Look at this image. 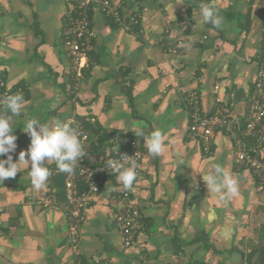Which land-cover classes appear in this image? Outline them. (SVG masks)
Instances as JSON below:
<instances>
[{
	"label": "crops",
	"instance_id": "obj_1",
	"mask_svg": "<svg viewBox=\"0 0 264 264\" xmlns=\"http://www.w3.org/2000/svg\"><path fill=\"white\" fill-rule=\"evenodd\" d=\"M111 1L125 15L140 14L141 34L131 35L98 8L91 10L93 38L76 82L62 48L63 1L0 0V79L22 90L26 101L20 115L0 113L17 137L9 154L13 162L30 145L25 132L30 119L94 118L88 127L110 140L93 151L99 137L87 130V165L104 161L112 148L126 153L130 141L142 150L131 189L117 176L97 182L99 192L87 200L75 244L66 203L52 196L56 208L39 204L53 175L36 190L30 169L20 162L16 177L0 183V264H245L251 250L264 246V190L257 191L250 170L234 164L228 134L214 132L210 154L199 140H187L190 119L181 92L197 91L205 114L219 106L243 124L264 66V0H203L223 18L219 28L202 20V0ZM139 129L162 131L165 150L151 155L135 135ZM55 165L46 162L50 173ZM213 165L238 181L239 195L224 202L208 191L202 177ZM68 176L81 192L82 179ZM113 191L129 192L141 215L136 244L129 248L113 219Z\"/></svg>",
	"mask_w": 264,
	"mask_h": 264
},
{
	"label": "built area",
	"instance_id": "obj_2",
	"mask_svg": "<svg viewBox=\"0 0 264 264\" xmlns=\"http://www.w3.org/2000/svg\"><path fill=\"white\" fill-rule=\"evenodd\" d=\"M66 10L64 13V28L62 29V48L72 62V77L77 82L82 77V70L86 67V52L93 33L89 28L88 13L94 8L123 31L139 36L141 34V16L138 12L125 15L122 9L112 3L111 0H62ZM264 39V37H263ZM78 85H75L77 87ZM216 91L218 87L214 88ZM75 88L73 92H77ZM21 93L22 90H11L3 79H0V101L7 96ZM181 101L189 114L190 123L186 130L188 141L199 140L204 154H210V144L216 130L228 134L234 148V164L251 171L257 184V191L264 190V66L257 71L253 84V91L249 97L246 117L242 125L238 124L229 113H224L220 107L212 113L205 114L201 108V99L197 91H182ZM216 105L220 99L215 98ZM6 108L0 104V113ZM80 133V140L84 148V156L74 169L76 174L83 180L85 188L81 192L76 191L75 184L69 179L65 180V203L68 210L67 219L70 224L72 243L78 238L77 224L83 220L84 210L89 197L99 192L98 181L106 177L117 176L112 169H108L106 162L116 160L123 162L121 155L134 157L137 162V174L142 160V150L138 141H130L126 147V153H120L112 148L107 153L105 160L95 165H87L86 157L90 144V134L84 128L86 125L95 123L94 118H85L79 121H65ZM1 157V156H0ZM56 164V162L54 161ZM58 173L57 164L51 170V175ZM72 175V174H71ZM48 196L39 204L44 207L56 208L52 197V190L48 189ZM112 199L116 202L113 219L116 222L121 236L123 247L129 248L136 243V232L140 228L141 215L138 207L132 202L129 192L116 194L113 191Z\"/></svg>",
	"mask_w": 264,
	"mask_h": 264
},
{
	"label": "clouds",
	"instance_id": "obj_3",
	"mask_svg": "<svg viewBox=\"0 0 264 264\" xmlns=\"http://www.w3.org/2000/svg\"><path fill=\"white\" fill-rule=\"evenodd\" d=\"M201 17L204 22L211 23L219 28L223 18L217 10L204 3L200 4ZM26 103L21 93L7 96L0 104L13 115H20L23 105ZM30 137V145L27 151L19 153L18 162H13L9 155L16 149L17 137L13 134L9 118L0 115V183L5 179L15 178L19 173L18 164L22 162L29 169L32 186L36 190L43 189L46 181L51 175L46 167L47 161H55L61 172L72 173L84 156V148L79 138L80 133L70 123L53 118L47 123H40L35 119L26 122V131ZM142 138L148 152L153 156L160 155L165 150L164 134L154 129L147 132L139 129L135 133ZM27 157V159H26ZM123 162L108 160L106 166L117 174V180L125 190L131 189L137 177V162L134 157L121 155ZM208 191L218 195L221 201L226 202L231 197L239 195L238 181L230 173L225 172L221 167L213 165V171L202 177Z\"/></svg>",
	"mask_w": 264,
	"mask_h": 264
},
{
	"label": "trees",
	"instance_id": "obj_4",
	"mask_svg": "<svg viewBox=\"0 0 264 264\" xmlns=\"http://www.w3.org/2000/svg\"><path fill=\"white\" fill-rule=\"evenodd\" d=\"M263 52L264 51H262V53ZM261 59H263V56ZM127 90L130 91L129 88ZM127 94H129V92ZM84 128L88 130L89 132L91 131L90 133L97 134L99 137L100 143L97 148L93 149V151H99L101 148H104L100 146L110 140L109 135H106L105 133H101L99 130L93 127L91 128V127H88V125H86ZM5 158L6 156L0 157V159H5ZM72 173L77 175L75 170ZM67 174L68 173L61 172L58 170V173L56 175H53L52 180H51V184H52L51 194L53 197H56L60 203H65L64 189H65V179L67 177ZM78 185L80 186L79 191L85 188V184L83 183V180H79ZM245 264H264V246L262 245V246H259L251 250L245 257Z\"/></svg>",
	"mask_w": 264,
	"mask_h": 264
}]
</instances>
